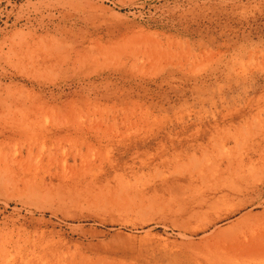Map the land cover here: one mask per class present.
I'll list each match as a JSON object with an SVG mask.
<instances>
[{
  "label": "rangeland",
  "instance_id": "374dc122",
  "mask_svg": "<svg viewBox=\"0 0 264 264\" xmlns=\"http://www.w3.org/2000/svg\"><path fill=\"white\" fill-rule=\"evenodd\" d=\"M0 264H264V0H0Z\"/></svg>",
  "mask_w": 264,
  "mask_h": 264
}]
</instances>
